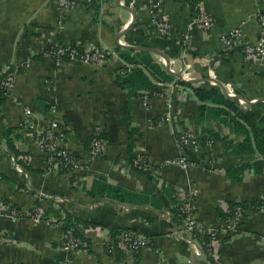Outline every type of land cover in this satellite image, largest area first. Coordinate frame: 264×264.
<instances>
[{"label": "crops", "instance_id": "0c3cea01", "mask_svg": "<svg viewBox=\"0 0 264 264\" xmlns=\"http://www.w3.org/2000/svg\"><path fill=\"white\" fill-rule=\"evenodd\" d=\"M79 1L60 12L56 0H0V77L9 68L17 72L10 93L0 96V264H61L65 258L71 264H264L257 238L264 212L256 206L264 199V143L259 148L251 134L243 148L246 135L230 123L226 106L196 93L216 88L264 127V68L247 62L240 47L226 51L221 40L239 26L255 39L264 0H201L214 19L208 32L197 24L195 0H164L169 38L154 26L145 0ZM186 32L189 46L179 41ZM59 43L111 54L102 64H56L46 47ZM177 56L191 62L195 79L180 81L168 70L163 61L178 69ZM122 71L133 80L122 85ZM52 105L77 161L70 169L48 170L38 145ZM96 130L104 144L93 155ZM185 131L203 143L202 152L185 150L197 165L162 168L156 176L143 161L137 169L131 165V149L155 167L178 157ZM187 195L206 227L226 219L218 208L226 213L231 202L243 203L245 218L235 234L222 233L211 253L202 245L201 257L184 240L182 223L164 216ZM65 228L75 231L78 249L62 244ZM125 228L151 238V245L128 254L120 247Z\"/></svg>", "mask_w": 264, "mask_h": 264}, {"label": "built area", "instance_id": "2783aa9c", "mask_svg": "<svg viewBox=\"0 0 264 264\" xmlns=\"http://www.w3.org/2000/svg\"><path fill=\"white\" fill-rule=\"evenodd\" d=\"M146 6L150 9L153 18V24L156 28L160 30V33L169 38L171 36V25L164 15L163 4L164 0H145ZM201 0H195V6L200 9L198 16L196 17L197 24L201 26L207 32L212 30L214 25L213 17L208 13L203 11L200 8ZM58 10L60 12H65L69 8L77 6L79 0H56ZM161 12L162 17L159 18L158 14L155 13V10ZM258 24H259V34L255 39L246 38L245 32L242 26L235 27L221 36V40L226 51H232L237 48H242L244 52L245 59L247 62H255L261 65L264 68V10L260 11L258 14ZM191 33L186 32L180 36L179 41L189 46L191 43ZM123 43L122 40H120ZM46 53L55 60L56 64H61L63 62L70 63H94L102 64L109 60L111 52L105 48H86L83 52H80L78 48L72 47L71 45L65 44H54L53 46L46 47ZM173 62H180L181 66L177 69L178 73L182 74V77L186 80H193L196 77L194 76V69L192 70L191 62L186 65L185 58L183 56L174 57ZM164 64L170 68L171 73L177 72L176 69L172 66V62L163 61ZM191 67V68H190ZM17 72L7 70L6 76L3 78L0 84V88L4 90L5 94L8 95L11 89L14 86L16 80ZM177 80H181L177 77ZM160 91L158 95L162 94V88L165 84L160 83ZM229 94L235 95L234 92L229 90ZM239 101L245 104L243 99ZM148 98L143 99V105L147 106ZM52 118L49 126L37 137L38 145L40 146L42 152L45 155V164L48 170L55 168L60 169H70L72 166L77 164L76 158L70 150L67 141L66 135L64 132V127L62 126L61 120L58 115V109L56 105H52L50 109ZM100 130L95 131V138L90 149L91 154L98 155L101 153L104 138L100 136ZM206 146L211 145L212 141H206ZM180 154L178 157L167 158L162 161L159 167L152 166V164L146 158L136 159L134 161L135 165H140L141 161L145 164H148L147 172L150 175L156 176L158 170L162 168L171 167L175 165L182 166L183 168H188L194 165H197L198 160L191 159L185 150L193 151L195 153L202 152L203 143L199 138L195 137L191 131H185L179 139ZM151 165H150V164ZM20 169V168H19ZM193 196L187 195L182 199L181 202L175 207L171 212H166L165 217H170L171 219L177 218L183 225V231L187 235L183 236L184 240L191 244L194 247V252L198 257L204 255V246L203 242L198 238V234H208L211 236L212 240L207 243L208 250L213 251L215 248V243L219 240V237L222 233H228V230L236 232L239 228V224L245 218V212L242 205L238 204L236 206H228L225 208L226 213L228 214L227 219L223 220L218 227H206L202 224H198L196 220V215L194 212L193 206ZM0 205L4 207V203L0 202ZM258 210L264 212V199L261 200ZM39 208L36 209L34 218L39 219ZM17 215V214H15ZM13 214V217H15ZM223 235V234H222ZM257 238L261 243L264 244V233L258 234ZM62 244L68 250L78 249L79 240L75 236L73 230H68L63 233ZM151 245V238L143 234H138L132 229L123 230L120 234V247L127 252L128 254H135L139 252L142 248ZM201 245V246H200ZM61 264H71L69 258L62 260ZM158 264H162L159 262Z\"/></svg>", "mask_w": 264, "mask_h": 264}, {"label": "trees", "instance_id": "16d2710c", "mask_svg": "<svg viewBox=\"0 0 264 264\" xmlns=\"http://www.w3.org/2000/svg\"><path fill=\"white\" fill-rule=\"evenodd\" d=\"M93 3H95V2L93 1ZM155 13L158 14L159 18L162 17L161 12H159L158 10H155ZM51 46H53V44ZM71 46L78 48L80 52H83L85 50V48L82 45H80V44L79 45L78 44H73ZM132 61L133 62H137L135 59H132ZM11 70H13V69H11ZM133 71H132V73H133ZM138 71L139 70H137V71L135 70L134 72H138ZM6 74H7V71L5 72L4 76H2V78L0 77V84H1V81L3 80V78L6 76ZM118 79H119V81H120V83L122 85H124L129 80L130 81L133 80L132 77L128 73L123 72V71L118 74ZM146 88L154 89V86L151 85V84H148ZM134 90L136 91V88H134ZM196 93H197L198 97L202 101L211 100V101H214V102H216L218 104H223V105L226 106L227 109L226 108L224 110L222 109V111H224L226 113V115L230 116L229 117L230 118V123L233 122L234 123L233 125L235 127L239 128L241 130V132L245 133V135H246V140H245V144H243V148H245L246 146L249 145L247 143L251 139V134L254 136V138H255V140L257 142V146L259 148L262 146V143H264V127H262L261 125L258 124L256 116L247 115L245 113V109H243L242 107L238 106L234 100H231V99L227 98L223 93H221L216 88H212L210 90H207V89H204V88H199V89H196ZM1 95L2 96L6 95L4 90H2V88H0V96ZM204 108H205V106L201 107V109H204ZM214 110H215V108H214ZM241 120H243V124L241 123ZM246 125H248V127H246ZM100 136L102 137L101 133H100ZM95 137L96 136H94L92 138L94 139ZM208 139H210L208 136H204L203 137V140H208ZM136 157H137V154L134 153V151L131 149L130 153H129V160H130L131 165L134 168L138 167V166H135V164H134V161L136 160ZM151 177H153V176H151ZM118 190L119 189H117V192H118ZM238 204L243 206V203H233V202H231V206H236ZM259 204H260V202L258 204H256V206L258 207ZM218 215L221 217V219H224V218L227 219V217H228V214L224 213L220 208H218ZM66 227H71V224L67 223ZM126 229H130V228H125V229H122V230H126ZM65 230H66L65 232H67L68 230H72V229L65 228ZM73 232H74V234L76 236V233H75L74 230H73ZM198 238L201 240V242H203L204 249L208 252L207 243H208V241L212 240L211 236L208 235V234H198ZM79 246H80V243H79Z\"/></svg>", "mask_w": 264, "mask_h": 264}, {"label": "water", "instance_id": "95a60500", "mask_svg": "<svg viewBox=\"0 0 264 264\" xmlns=\"http://www.w3.org/2000/svg\"><path fill=\"white\" fill-rule=\"evenodd\" d=\"M170 63V61L168 60V64ZM168 68V70L171 72V70H170V68L169 67H167ZM172 73H174L178 78H180L181 80H183V81H189V80H186V79H184L183 77H182V74L181 73H178V72H172ZM224 92H226V89H225V91ZM227 93V92H226ZM237 98L238 99H245L243 96H237Z\"/></svg>", "mask_w": 264, "mask_h": 264}, {"label": "rangeland", "instance_id": "374dc122", "mask_svg": "<svg viewBox=\"0 0 264 264\" xmlns=\"http://www.w3.org/2000/svg\"><path fill=\"white\" fill-rule=\"evenodd\" d=\"M133 3H135V2H133ZM185 61H186V63H187L186 65H188V63L190 62L189 60H186V59H185ZM190 68H191V67H190ZM191 69L193 70V68H191ZM176 71L178 72L177 69H176ZM229 232L232 233V234H235V232L230 231V229L228 230V233H229Z\"/></svg>", "mask_w": 264, "mask_h": 264}, {"label": "bare ground", "instance_id": "6f19581e", "mask_svg": "<svg viewBox=\"0 0 264 264\" xmlns=\"http://www.w3.org/2000/svg\"><path fill=\"white\" fill-rule=\"evenodd\" d=\"M124 3H126V1H125V2H123V4H124ZM132 3H133V2H132Z\"/></svg>", "mask_w": 264, "mask_h": 264}]
</instances>
